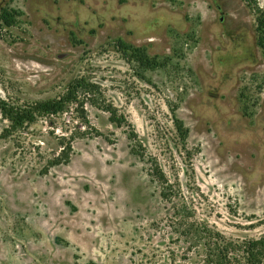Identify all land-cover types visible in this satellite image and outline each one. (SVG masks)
Instances as JSON below:
<instances>
[{
	"label": "rangeland",
	"instance_id": "374dc122",
	"mask_svg": "<svg viewBox=\"0 0 264 264\" xmlns=\"http://www.w3.org/2000/svg\"><path fill=\"white\" fill-rule=\"evenodd\" d=\"M256 19L245 0H0V98L26 106L83 79L96 87L97 105L85 108L102 134L76 138L69 163L40 175L58 137L79 127L75 105L17 129L0 114V134H11L0 137V264H203L207 231L263 236ZM118 41L164 66L141 72ZM108 104L136 132L143 160L100 108ZM150 157L171 185L167 199Z\"/></svg>",
	"mask_w": 264,
	"mask_h": 264
},
{
	"label": "trees",
	"instance_id": "16d2710c",
	"mask_svg": "<svg viewBox=\"0 0 264 264\" xmlns=\"http://www.w3.org/2000/svg\"><path fill=\"white\" fill-rule=\"evenodd\" d=\"M248 7L257 14V28L258 33L256 44L261 49L264 57V11L257 7L256 0H245ZM8 15L3 13L1 20L5 25H10L7 20ZM117 49L122 53L125 59L132 64H135L141 72L146 70H153L164 66L158 58H152L146 55L143 49L134 48L124 42H116ZM82 95V99L80 97ZM97 90L94 84L85 82L83 79L71 82L63 95L50 100L34 102L26 106H18L10 104L0 98V114L3 119L9 123L11 129L23 128L36 122L39 118H46L52 120L62 115L68 105H75L76 119L79 127L73 128L70 136H59L60 152L47 161V164L42 168L40 175H46L49 170L58 165H66L70 161L73 154L72 142L76 138L102 136L100 132L92 126L86 114L85 104L89 102L91 105H97ZM101 109L108 113V119L117 127L125 126L127 137L134 142L137 148H132L131 153L136 154L142 160L145 158V148L138 140V136L131 124L127 121L123 114L112 106L101 105ZM173 126L177 132L178 137L183 142L187 138V130L183 122L173 116ZM67 123H65L66 125ZM0 134V137L6 138L11 134ZM106 139V138H105ZM149 175L153 180L157 181L161 187V197L167 199L169 197L168 191L171 190L166 176L157 161L149 158ZM206 242L205 254L203 264H264V235L258 239H249L242 242L232 241L225 238L219 233L207 231L204 236Z\"/></svg>",
	"mask_w": 264,
	"mask_h": 264
}]
</instances>
